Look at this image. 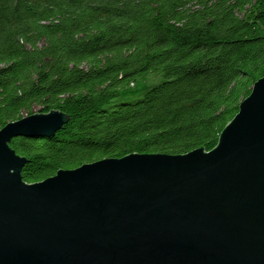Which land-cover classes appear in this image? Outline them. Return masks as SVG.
Segmentation results:
<instances>
[{
	"label": "trees",
	"instance_id": "trees-1",
	"mask_svg": "<svg viewBox=\"0 0 264 264\" xmlns=\"http://www.w3.org/2000/svg\"><path fill=\"white\" fill-rule=\"evenodd\" d=\"M264 73V0H0V128L28 183L103 157L215 146ZM140 77V78H139Z\"/></svg>",
	"mask_w": 264,
	"mask_h": 264
},
{
	"label": "water",
	"instance_id": "water-1",
	"mask_svg": "<svg viewBox=\"0 0 264 264\" xmlns=\"http://www.w3.org/2000/svg\"><path fill=\"white\" fill-rule=\"evenodd\" d=\"M69 116L0 128V264H264V73L209 150L103 157L28 183L9 146Z\"/></svg>",
	"mask_w": 264,
	"mask_h": 264
},
{
	"label": "rangeland",
	"instance_id": "rangeland-1",
	"mask_svg": "<svg viewBox=\"0 0 264 264\" xmlns=\"http://www.w3.org/2000/svg\"><path fill=\"white\" fill-rule=\"evenodd\" d=\"M139 78H140V77H139ZM37 108H38L37 106H34V107H33V112H37V111H36ZM33 112H32V113H33ZM24 116H25V115H24Z\"/></svg>",
	"mask_w": 264,
	"mask_h": 264
}]
</instances>
